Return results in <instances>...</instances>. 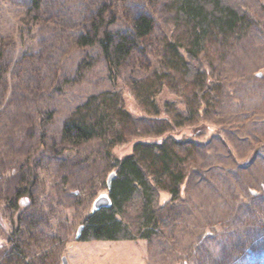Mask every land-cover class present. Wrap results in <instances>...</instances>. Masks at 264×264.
<instances>
[{"label": "rangeland", "instance_id": "1", "mask_svg": "<svg viewBox=\"0 0 264 264\" xmlns=\"http://www.w3.org/2000/svg\"><path fill=\"white\" fill-rule=\"evenodd\" d=\"M163 1L0 0V264H264V0H244L245 29L210 36L189 59L209 79L184 66L161 75L172 97L158 113L145 88L157 87L163 39L182 54L191 47ZM100 10V33L127 30L139 14L153 28L116 67L130 115L115 116L101 138L67 142L62 128L80 104L120 93L99 47L80 40L95 39ZM152 140L173 150L180 195L171 200L164 176L153 204L137 195L115 206L131 239H75L93 201L109 196L117 161ZM24 197L32 206L11 210ZM21 211L13 250L10 223Z\"/></svg>", "mask_w": 264, "mask_h": 264}, {"label": "trees", "instance_id": "2", "mask_svg": "<svg viewBox=\"0 0 264 264\" xmlns=\"http://www.w3.org/2000/svg\"><path fill=\"white\" fill-rule=\"evenodd\" d=\"M163 3H166V8L172 12L176 25L186 28L187 38L185 37V39L189 40L191 47L184 49L182 54L181 45L178 41L171 38L163 39V58L158 69H156L158 74L157 87L151 82L145 88L149 90L152 99L151 105L154 102L155 111L158 113H160L159 104L168 101L167 98L166 101L164 100L166 96H171L166 87V82L163 80L165 77L163 74L169 72L167 69L171 67L177 69L179 66H184L188 75L202 73L203 80L209 79L206 71H199L200 67L192 65L188 62L189 59H198L200 48L204 46L205 41L210 36L217 37L220 35L226 38L243 31L246 25L245 19L249 16L248 10L244 6V0H164ZM101 11L96 13L95 19L93 18L89 25V30L92 31L95 39L89 40L87 36H81L80 40L83 45L92 43L99 47L101 55L105 59L111 82L120 91L119 86L122 88L128 86L119 84L120 79L116 67L128 61L132 54H136V47H139L138 43L149 36L153 24L147 15L139 14L134 17L127 30L119 33L104 30L100 33ZM99 34L101 36L97 37ZM122 93L123 90L118 94L106 92L99 96H89L65 121L62 128L64 140L76 142L101 138L108 132L114 131L115 116L130 115L131 113L123 105ZM202 94L203 91L200 92V95ZM171 97L169 99H172ZM110 142L109 146H113L114 142ZM181 142L178 141V143ZM168 146L166 140L136 142L132 145V152L119 159L115 165L116 176L108 189L111 200L110 207L91 210L85 216L78 240L131 239L121 223L114 218L115 206H120L125 200H132L137 195L145 200L146 206L153 204L157 194L156 189L165 187V183L162 181L164 176L171 177L173 180L172 184L174 185L171 188L173 197L171 200L174 201L180 195L181 175L176 173L172 178L173 150ZM107 154L110 155V152L107 151ZM30 165V162L26 163L28 169ZM150 181H153L154 185ZM149 221L156 223L153 216ZM19 232L20 230L16 236ZM15 245L16 248L19 247L18 243Z\"/></svg>", "mask_w": 264, "mask_h": 264}, {"label": "flooded vegetation", "instance_id": "3", "mask_svg": "<svg viewBox=\"0 0 264 264\" xmlns=\"http://www.w3.org/2000/svg\"><path fill=\"white\" fill-rule=\"evenodd\" d=\"M21 197V192H19L17 195H16V197H15V199L17 198V200H19V198ZM26 200L28 201V198L27 197H24V200H21V202H19V205H18V203L16 204V203H14L13 205H12V207H10L11 208V210H15V208L14 207H25V208H28V207H31L32 206V204H30V203H28V202H26ZM24 209V208H23ZM25 211V210H24ZM20 212L19 213V215L16 217V222L13 220L11 223H10V226L12 225V227H11V229H12V231H11V237H10V242L12 243V246H13V250L14 249H16V243H18L19 244V247H20V243L15 239V237H16V234H17V232H18V230H17V227H18V222H21V221H23V219H25L27 216L25 215V212ZM15 223H16V225H15ZM28 228H29V226H28ZM79 229V228H78ZM78 229H77V232H78ZM81 230H82V228H81ZM81 230H80V232H81ZM77 232H76V234H77ZM79 235H80V233H79ZM75 239H77L78 240V237H76L75 236ZM16 242V243H15Z\"/></svg>", "mask_w": 264, "mask_h": 264}, {"label": "water", "instance_id": "4", "mask_svg": "<svg viewBox=\"0 0 264 264\" xmlns=\"http://www.w3.org/2000/svg\"><path fill=\"white\" fill-rule=\"evenodd\" d=\"M116 173L112 172L108 175L107 179H106V187L107 189H109L111 187V182L112 180L115 178ZM111 205V200L110 197L107 194H101L99 195L92 204V210H98L101 208H108ZM82 226L79 227L78 232L76 234V237L79 236L80 230H81ZM67 261L65 259V257H62V264H66Z\"/></svg>", "mask_w": 264, "mask_h": 264}]
</instances>
